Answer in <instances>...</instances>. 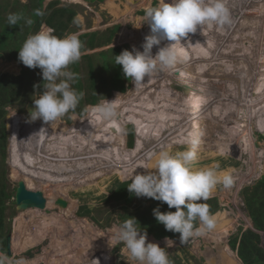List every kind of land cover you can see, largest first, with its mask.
I'll use <instances>...</instances> for the list:
<instances>
[{"label":"rangeland","instance_id":"rangeland-1","mask_svg":"<svg viewBox=\"0 0 264 264\" xmlns=\"http://www.w3.org/2000/svg\"><path fill=\"white\" fill-rule=\"evenodd\" d=\"M53 1L58 3L49 6ZM0 2L7 4L4 11L7 15L20 10L19 4L25 5L31 0ZM159 3L160 0L43 1V9L49 6V12L54 7L68 4L77 10V15L63 36L99 32L97 41L103 42V46H86L81 52L78 71L84 88L76 108L86 109L82 115L70 110L50 123L41 119L31 121L27 103H34L43 90L39 80H36L42 74L41 69L29 68L21 61L0 58L1 73L18 74L22 70L26 71L23 94L19 100L6 107L7 112L2 120L6 132L11 134L10 144L6 143L4 153L0 151V186L4 185L3 233L12 236V252L7 255L5 250H0V255L6 256L11 264H98L97 260L99 264H137L131 260L123 243H117L115 239L120 215L126 210L123 208L125 201L114 199L112 193L119 188L120 183L129 184L136 172L152 170L153 166L148 164L149 157L153 159L158 148L172 154L184 151L189 147L186 142L193 135L200 138L193 167H211L218 163L220 171L228 172L234 178L231 188L225 189L218 185L207 199H217L219 203L217 211L212 214L218 226L215 230H206L203 236L190 238L185 244L179 243V236L168 238L171 239L170 246L166 244L165 238L159 240L152 235L146 236L147 242L165 247L170 264H245L237 248L242 235L252 232L263 256L257 258L256 264H264V224L261 229L255 226L244 201V197L251 193V189L245 191L246 187H253L264 175V144L259 141L261 131H264V0H228L232 17L230 25L198 27L195 33H189L181 42L173 45L179 54L174 67L153 73L139 86H134L129 78L125 82L124 92L112 91V73L100 69L99 53L107 51L113 55L110 50L114 46H122L121 52L125 49L130 51L134 41L139 43L138 50L143 51L144 39L150 35V27L144 22V9ZM44 26L53 33L46 24L41 25L37 32L42 31ZM113 27L117 29L115 37L109 43L104 42ZM136 27L141 32L133 36L131 32ZM222 45L226 52L222 50ZM156 51L154 47L153 53ZM87 54L91 55L96 67V86H101L96 103L85 101L88 95L93 94L90 88L92 74L88 59L85 58ZM222 62L227 64L225 68ZM67 70L72 72L73 65L70 64ZM101 75L107 80L104 86ZM74 82L69 83L76 90ZM108 100L117 106V116L104 120L93 109ZM148 104L154 111H158V106L162 105L159 116L164 114L167 117L161 119V128L157 124L150 126L152 116ZM134 106L147 113L144 127H141L142 123H133L131 116ZM230 113L231 120L227 116ZM163 120L166 121L164 124ZM84 124L93 133L103 130L115 137L120 134L128 150L133 153L130 155L127 151L122 155L118 151L120 155L115 161L113 154H109V147L100 146L98 151L92 153L89 148H85L87 143L75 141V138L72 141L70 133L60 135L58 130L61 125L72 128ZM241 128H245L244 133L250 132L247 137H253L255 156L246 149L249 146L245 144ZM148 129L156 134L148 135ZM222 129L226 132L222 133ZM220 135L226 138L221 139ZM113 141L118 142V139ZM140 141H147V152L151 148L147 155L135 150V145ZM213 141L224 143V148H228L229 152L214 149ZM54 142H59L60 148H53ZM75 146H79L80 152L86 150L91 155L84 157ZM91 146L97 147L96 144ZM67 155L70 157L68 164L63 162ZM78 161L85 167L79 170L81 176L92 173V179L87 178L82 182L76 181V178L74 180ZM43 163L70 170V178L47 177ZM74 164L76 171L70 168ZM130 167L133 169L128 172ZM27 175L36 182L30 188L42 190L48 200L44 210H20L15 202L17 182L23 177L28 183ZM61 196L69 200L67 207L57 204V199L63 198ZM149 199L151 202L154 200ZM38 231L42 232L37 236ZM235 239L237 248L231 244Z\"/></svg>","mask_w":264,"mask_h":264},{"label":"clouds","instance_id":"clouds-1","mask_svg":"<svg viewBox=\"0 0 264 264\" xmlns=\"http://www.w3.org/2000/svg\"><path fill=\"white\" fill-rule=\"evenodd\" d=\"M36 15L43 16L44 13L37 9ZM144 18L150 27V35L144 39L143 51L133 47V50L125 49L115 56V64L122 66L123 74L134 86L141 85L153 73L174 67L179 54L173 45L189 33H195L198 27L232 23L228 0H160L157 6L144 9ZM20 19L22 17L17 14H10L7 23L15 25ZM26 23L31 25L33 21L28 19ZM81 47L77 34L58 37L51 31L42 30L26 38L18 59L29 68H40L44 82L41 94L34 100L31 121L41 119L50 123L77 107L83 94L71 87L69 82L76 78V73L67 69L81 58ZM93 110L104 120L117 116V106L110 100ZM186 143L189 147L175 154L159 150L153 169L136 172L127 185L129 192L137 197L152 198L166 203L169 209L175 208V211L162 212L158 206L153 209V215L167 231L180 234V244L217 228V220L202 201L209 199L218 185L228 189L234 184L233 176L220 171L218 163L211 167H193L200 143L198 135L191 136ZM197 220L199 227L195 225ZM136 221L133 217L119 225L114 233L117 243H123L131 260L137 264H170L165 247L147 242L146 234L136 227ZM165 240L169 245L171 239L165 237ZM97 262L99 264V260ZM0 264L11 262L0 255Z\"/></svg>","mask_w":264,"mask_h":264},{"label":"trees","instance_id":"trees-1","mask_svg":"<svg viewBox=\"0 0 264 264\" xmlns=\"http://www.w3.org/2000/svg\"><path fill=\"white\" fill-rule=\"evenodd\" d=\"M43 1L44 0H31V2L27 4H19L21 5L20 10L9 12V14L5 15L4 11L6 10L7 4L4 5L0 2V58L5 60H15L20 62L18 59L19 49L22 47L26 38L34 34L38 31L42 24H46L53 29L54 35L58 37H62L66 30L68 29L69 23L75 18L77 15V10L73 9V5H66L61 7H54L52 11L49 12V6H53L57 4V1H53L46 8L43 9ZM91 1V0H89ZM101 1V0H97ZM41 10L44 15L38 16L36 15V10ZM10 14H17L22 17L15 25H9L7 23V17ZM31 19L33 23L31 25L27 24L26 21ZM116 27L110 28L108 31L109 34L104 38V42L109 43L113 40L116 34ZM81 41V52L85 50L86 46L89 48H94L96 46H103V42L97 41L99 37V32H89L84 33L78 36ZM87 40V41H86ZM122 46H114L111 48V52L113 55H110L109 52H100V62L102 71L111 72V81L110 88L112 91H121L124 92L126 90L125 82L128 78L125 77L122 71V66L115 64V56L121 53ZM85 58L88 59L89 71L92 74V82L91 89L93 91L92 95H88L85 101L89 103H96L99 95L98 88L101 86H96L97 83L95 81V72L96 67L94 66L91 55H86ZM73 65V73H76V78L74 79V86L76 88V92L78 94L83 92V82L82 78L79 74V61L72 64ZM25 70H22L18 74H12L8 72H0V151L4 153V149L7 143V132L5 130V125L3 123V117L5 116L7 110L6 107L11 105L16 99H20L23 94V82L25 80ZM101 81L103 86L107 83V80L104 79L103 75H101ZM36 80H39L41 84V89H43V80L42 74L39 75ZM102 86V88H103ZM107 93V91H106ZM105 94V93H104ZM103 94V95H104ZM81 100V99H80ZM156 104V103H155ZM162 106V105H161ZM159 105V110L161 109ZM134 112L132 114V120L134 124L142 123L141 127L145 125V118L147 117V113L144 110L140 109L137 106H134ZM148 110H150L151 114V123L154 127L157 124V127L161 126V119L165 118L166 115L162 114L159 116L160 111H154L150 104L147 105ZM79 114H84L86 109L82 108L81 110L75 108L72 110ZM264 116V115H263ZM158 121V123H157ZM148 135H152L151 133L156 134V132H152L151 129H148ZM260 140L264 144V131H261ZM146 134V131H145ZM157 136V135H156ZM156 136H153L156 138ZM150 138V137H149ZM149 139H147L148 141ZM147 141L142 143V141L138 142L135 145V150H137L141 154H148L151 150L149 148V152H147ZM154 141H152V145H154ZM160 148H158L155 152L153 159H151L150 164L154 166L155 160L158 156ZM127 183H120L119 188H117L112 196L116 200H124L123 208L126 210V213L120 215L121 221L120 224L129 219L135 218L136 227L141 231L142 234H146V236L152 235L157 239L167 238H177L180 234L173 233L171 231H167L163 224L159 223L155 216L153 215V209L158 207L160 211H175V208L169 209L166 203H162L157 200L150 201L147 197H137L134 193H130L127 188ZM3 184L0 186V250H5V232L3 233V223H4V189ZM112 188V186H111ZM251 189V193L244 197V201L247 206L248 213L250 217L253 219L255 226L257 228H263L264 224V175L258 180V182L253 187H246L245 191ZM135 200H140L135 202ZM150 201V202H149ZM149 202V204H148ZM205 203L208 208L210 215L214 214L217 211L218 201L217 199H210L206 201H202ZM89 212V209H87ZM85 214V211L84 213ZM196 226H199V221L195 222ZM256 236L252 234V232H247L242 235L240 245L237 248L236 239L231 241L233 248L238 249L239 257L245 264H256L257 258L263 257L261 249L255 243Z\"/></svg>","mask_w":264,"mask_h":264},{"label":"bare ground","instance_id":"bare-ground-1","mask_svg":"<svg viewBox=\"0 0 264 264\" xmlns=\"http://www.w3.org/2000/svg\"><path fill=\"white\" fill-rule=\"evenodd\" d=\"M166 1V0H165ZM128 4V3H127ZM111 7V6H110ZM126 7V6H125ZM117 9H118V7H117ZM116 14V13H115ZM117 15V14H116ZM43 31H48L47 30V28H45V26H44V29H43ZM50 31V30H49ZM132 35L133 36H135V34L137 35V27H136V29H134V31L132 30ZM142 34H144V33H142ZM150 34V33H149ZM145 35V34H144ZM139 44V43H138ZM178 45V44H177ZM182 45V44H181ZM209 45V44H208ZM201 46V45H200ZM215 46V45H214ZM223 46V45H222ZM176 47V46H175ZM179 49V48H178ZM224 52H226V49H225V47L223 46V49H222ZM202 52V51H201ZM195 54H197V53H195ZM203 54H204V52H203ZM202 54V55H203ZM201 56V55H200ZM189 58V57H188ZM226 63L225 62H222V66L225 68L226 67ZM199 70V69H198ZM208 71V70H207ZM201 72H203V71H201ZM159 74V73H158ZM190 74V73H189ZM220 74V73H219ZM211 76V75H210ZM185 77V76H184ZM204 80V79H203ZM254 80H256L255 78H254ZM205 81V80H204ZM213 99V98H212ZM227 107V106H226ZM227 116H229L230 118H229V120H231V113L229 114V115H227ZM167 117V116H166ZM165 117V118H166ZM164 118V119H165ZM243 120H245V119H243ZM85 122V121H84ZM166 121H164L163 120V124L165 123ZM13 125V124H12ZM75 126V125H74ZM162 126V125H161ZM93 127H94V125H93ZM34 128V127H33ZM161 128V127H160ZM201 129H202V127H201ZM58 130H59V133H60V135H67V134H69L70 133V137L73 139L72 141H74V138H75V141L76 140H82V141H84L83 143H87V147H85V148H89L90 149V151L89 152H92L93 153V151L94 150H97L100 146H104V147H109L110 148V152H109V154L110 155H112L113 154V158H114V160L115 161H117V155H120V154H118V151H120V153L123 155V153L124 152H127L128 151V154H132L133 153V151H130V150H128L129 148H127L126 147V144H125V140H124V138L120 135V134H118L119 136H113L112 135V133L110 132V134L108 135V133H106V132H102L103 130H99V131H97V133H93L88 127H87V124H84V125H80V126H75V127H72V128H67V126H65V125H61V127L60 128H58ZM223 131H222V133H225L226 132V130L225 129H222ZM47 131V130H46ZM203 132V131H202ZM241 132H242V137L243 138H245V140H246V142H245V144L247 145V146H249V147H246V149L247 150H249L250 152H251V154L253 155V156H255V147L256 146H254L253 144H255L254 143V141H252V138L251 137H247V136H249L248 134L250 133H244L245 132V128L242 130V128H241ZM212 135H214V133H212ZM245 137H244V136ZM247 135V136H246ZM240 136H241V134H240ZM223 137H225L224 135H220L219 136V138H221V139H224ZM118 139V142H114L113 141V139ZM226 138V137H225ZM214 143H213V147H215L214 149H216V150H221L222 152H229L228 151V148H227V150L224 148V143H218V142H216V141H213ZM238 142V141H237ZM58 143L59 142H54V143H52L53 144V148L54 147H56L55 149H58V148H60V144L58 145ZM102 143V144H101ZM240 142H238V144H239ZM75 144H76V142H75ZM92 144H96V148L94 147V146H91ZM97 144H99V145H97ZM241 145H243V144H241ZM77 149H78V152H80L81 151V149L79 148V146H75ZM231 147V146H230ZM229 147V148H230ZM235 147V146H234ZM241 148H242V146H240ZM83 149H84V147H82ZM232 148H233V146H232ZM114 149H115V151H114ZM261 149H262V147H261ZM232 150V149H231ZM236 150H238V149H236ZM98 151V150H97ZM111 151H114L113 153L111 152ZM155 151V150H154ZM232 151H234V150H232ZM239 151H241L240 149H239ZM89 152H87L86 150H84V151H82V152H80L84 157H85V155L87 156H89V155H91ZM242 152V151H241ZM260 152V151H259ZM67 153H68V151H67ZM221 153V152H220ZM80 155V154H79ZM241 155V154H240ZM250 155V154H249ZM80 157H81V155H80ZM79 157V158H80ZM95 157V156H94ZM51 158H52V156H51ZM69 155H67L66 156V160L65 161H63V162H66L67 164H68V162H69ZM79 158L77 159V160H79ZM58 162V161H57ZM79 162V164L77 163V165H78V169L76 168V165L74 164L73 165V167H70V168H73L74 169V171H76V169L78 170L77 171V178L78 179H76V181H79V182H82V181H85L87 178H89V179H92L93 178V174L92 173H90L89 175H83V176H81V171H79V170H83V169H85V167H83L82 165H81V163H80V161H78ZM256 162V161H255ZM76 163V162H75ZM44 164V163H43ZM117 165V164H116ZM255 165V164H254ZM44 166H45V168H46V170H45V175L47 176V177H54V178H60V179H69L70 178V170H68V169H65V170H61L60 168H58L57 166H53V165H46V164H44ZM122 166V165H121ZM250 166V165H249ZM263 166V165H262ZM26 167V166H25ZM28 167V166H27ZM256 168V167H255ZM29 169V168H28ZM133 168L132 167H130L129 169H128V172L130 171V170H132ZM250 169V168H249ZM30 170V169H29ZM256 171V170H255ZM127 172V173H128ZM28 175H29V173H27ZM79 174V175H78ZM26 176V178H28V183H27V181L22 177V179H24V181L26 182V186L28 187V188H30V186H35L36 185V182H35V180H34V178L33 179H31L29 176ZM33 177V176H32ZM76 177H74V180H75V178ZM29 184V185H28ZM75 184V183H74ZM30 189H32V188H30ZM61 197H63V196H61ZM63 198H65V197H63ZM66 199V198H65ZM68 200V199H67ZM68 202H69V200H68ZM69 204V203H68ZM47 207V206H46ZM48 208H50V206L48 205ZM222 216H223V214H222ZM41 232L42 231H38V233H37V236L38 235H40L41 234ZM33 239H35L34 237H32ZM32 238H29V239H32ZM28 239V240H29ZM55 261V260H54Z\"/></svg>","mask_w":264,"mask_h":264},{"label":"water","instance_id":"water-1","mask_svg":"<svg viewBox=\"0 0 264 264\" xmlns=\"http://www.w3.org/2000/svg\"><path fill=\"white\" fill-rule=\"evenodd\" d=\"M137 32H141V29L137 28ZM133 47H135L138 50V44L136 43V41H134V44L130 47V51L133 50ZM27 106L31 114V111L34 110V103L28 102ZM8 138L10 144L11 134H8ZM15 202L20 210L28 209V208H37L40 210H44L47 206L48 200L42 190L30 189L26 186V182L24 181V179H20L17 182L16 192H15ZM56 202L57 204H60L64 207L68 206V200L64 198H58ZM11 240H12V236L11 234H8L6 236V243H5V252L8 255H10L12 252Z\"/></svg>","mask_w":264,"mask_h":264},{"label":"crops","instance_id":"crops-1","mask_svg":"<svg viewBox=\"0 0 264 264\" xmlns=\"http://www.w3.org/2000/svg\"><path fill=\"white\" fill-rule=\"evenodd\" d=\"M42 26H43V24H42ZM49 28H51L50 26H48ZM51 30H53L52 28H51ZM151 162V157H149V161H148V164ZM71 167H73V166H71ZM76 179H78L77 177H76ZM156 239V238H155ZM164 239V238H163ZM160 240V239H159ZM229 254H230V252H229ZM113 258H115V257H113ZM92 262V261H91ZM81 263V262H80Z\"/></svg>","mask_w":264,"mask_h":264},{"label":"flooded vegetation","instance_id":"flooded-vegetation-1","mask_svg":"<svg viewBox=\"0 0 264 264\" xmlns=\"http://www.w3.org/2000/svg\"><path fill=\"white\" fill-rule=\"evenodd\" d=\"M7 133L9 134V131H8ZM8 142H9V140H8ZM8 142H7V143H8ZM7 255H8V254H7ZM10 255H11V254H10Z\"/></svg>","mask_w":264,"mask_h":264}]
</instances>
